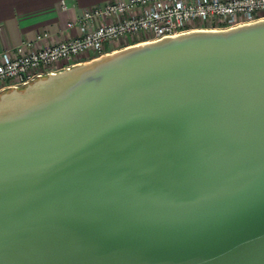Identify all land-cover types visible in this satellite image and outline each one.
<instances>
[{"label":"water","instance_id":"water-1","mask_svg":"<svg viewBox=\"0 0 264 264\" xmlns=\"http://www.w3.org/2000/svg\"><path fill=\"white\" fill-rule=\"evenodd\" d=\"M0 264H264V18L1 92Z\"/></svg>","mask_w":264,"mask_h":264},{"label":"built area","instance_id":"built-area-1","mask_svg":"<svg viewBox=\"0 0 264 264\" xmlns=\"http://www.w3.org/2000/svg\"><path fill=\"white\" fill-rule=\"evenodd\" d=\"M263 18L264 0H108L84 8L66 23L77 28L72 37L38 45L48 38L43 31L2 51L0 93L81 63H69L74 59L101 56L108 44L153 41L193 29H227Z\"/></svg>","mask_w":264,"mask_h":264},{"label":"crops","instance_id":"crops-1","mask_svg":"<svg viewBox=\"0 0 264 264\" xmlns=\"http://www.w3.org/2000/svg\"><path fill=\"white\" fill-rule=\"evenodd\" d=\"M105 1L108 0H0V53L22 40H34L43 31L48 32V38L39 41L38 45L72 37L77 33V28H69L66 23L76 20L84 8ZM137 42L125 40L122 45L108 44L106 52ZM92 58L74 59L69 63L85 62Z\"/></svg>","mask_w":264,"mask_h":264},{"label":"rangeland","instance_id":"rangeland-1","mask_svg":"<svg viewBox=\"0 0 264 264\" xmlns=\"http://www.w3.org/2000/svg\"><path fill=\"white\" fill-rule=\"evenodd\" d=\"M197 27H199V25H197ZM201 27L207 28V27H209V25H202ZM127 41L129 42V41H137V40H136V39H133V40L128 39ZM124 42H125V41H122V42H121L120 44H118V45H122ZM81 59H86V57H83V58H81ZM81 59H78V60H81Z\"/></svg>","mask_w":264,"mask_h":264}]
</instances>
